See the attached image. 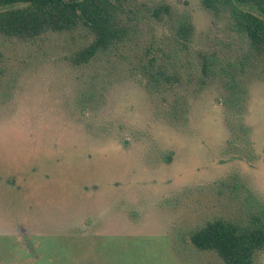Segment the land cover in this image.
Listing matches in <instances>:
<instances>
[{
  "label": "rangeland",
  "instance_id": "1",
  "mask_svg": "<svg viewBox=\"0 0 264 264\" xmlns=\"http://www.w3.org/2000/svg\"><path fill=\"white\" fill-rule=\"evenodd\" d=\"M119 3L131 41L88 64L71 62L84 30L1 40L0 264H222L190 234L239 216L235 190L264 203V59H245L237 110L199 69L204 55L243 62L226 14L200 0ZM179 18L193 27L185 47L173 46ZM158 50L187 68L166 92L148 79Z\"/></svg>",
  "mask_w": 264,
  "mask_h": 264
},
{
  "label": "trees",
  "instance_id": "2",
  "mask_svg": "<svg viewBox=\"0 0 264 264\" xmlns=\"http://www.w3.org/2000/svg\"><path fill=\"white\" fill-rule=\"evenodd\" d=\"M200 1L203 9L213 17L226 14L231 30L247 41V52L239 67L216 63L207 55L202 57L199 66L204 78L217 76L222 80L226 91L223 102L239 110L245 97L242 85L246 72L244 61L253 56L264 59V20L244 8L264 16V0ZM163 13L168 14L167 8H156L151 15L158 18ZM121 14L119 0H0V43L2 39L28 42L47 34L84 30L91 41L71 59L73 65L80 66L131 41L132 30L123 23ZM192 32L189 21L177 19L172 30L173 46L185 47ZM148 53L151 55L150 50ZM156 55L148 61L152 89L172 90L182 82V72L187 68L177 65L176 51L172 50L170 55L159 51ZM175 103L174 110L177 108ZM232 194L238 204L239 216L205 221L190 234V245L196 252L214 253L222 264H256V255L264 252V203L246 190L240 194L235 190Z\"/></svg>",
  "mask_w": 264,
  "mask_h": 264
}]
</instances>
